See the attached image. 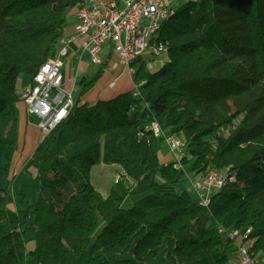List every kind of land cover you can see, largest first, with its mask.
Segmentation results:
<instances>
[{"label": "trees", "instance_id": "16d2710c", "mask_svg": "<svg viewBox=\"0 0 264 264\" xmlns=\"http://www.w3.org/2000/svg\"><path fill=\"white\" fill-rule=\"evenodd\" d=\"M84 5L0 0V264H228L234 230L264 256V0L177 3L159 30L168 58L151 71L137 63V90L77 98L41 137L27 201L10 174L20 92ZM93 81L78 80L79 97ZM154 124L184 142L177 159L161 161ZM100 163L122 169L105 196L90 181ZM213 168L236 181L207 207L176 189Z\"/></svg>", "mask_w": 264, "mask_h": 264}, {"label": "built area", "instance_id": "2783aa9c", "mask_svg": "<svg viewBox=\"0 0 264 264\" xmlns=\"http://www.w3.org/2000/svg\"><path fill=\"white\" fill-rule=\"evenodd\" d=\"M186 1L195 0H90V5L79 7L72 34L59 39L58 56L48 58L37 71L34 84L20 92V100L26 105L29 116L36 118L41 134L54 130L67 118L75 103L72 91L63 85L62 58L68 55L72 35L85 38L83 49L95 64H100L98 55L102 46L109 44L119 64L133 76L137 64H131V57L135 53H149V59L163 63L162 58L168 55L166 41L156 42V33L167 13L177 3ZM143 82L133 81V89L137 90ZM152 132L155 137L163 136L172 159H177L184 142L164 133L158 124L152 126ZM119 177L117 174L115 182ZM228 182H232V173L213 168L191 185L199 204L207 207L211 194ZM231 237L235 243V264H264V256L254 253L252 244L242 241L238 230L232 231Z\"/></svg>", "mask_w": 264, "mask_h": 264}, {"label": "crops", "instance_id": "0c3cea01", "mask_svg": "<svg viewBox=\"0 0 264 264\" xmlns=\"http://www.w3.org/2000/svg\"><path fill=\"white\" fill-rule=\"evenodd\" d=\"M89 1L85 0V5H90ZM77 9L72 8L69 11L67 25L62 30L60 37H67L72 34ZM59 39L53 45L49 58L58 56ZM84 39L81 35H72L68 46V55L62 58L64 63L63 85L72 91L74 100L76 101L77 98H80L81 102L93 103L99 99H110L119 93L133 89L132 76L119 64L116 56L112 52L111 46L109 44L102 46L99 53L100 64H95L91 60L90 54L83 49ZM68 70L70 74H68ZM95 75L98 78L93 81V86L83 96L79 97L78 80L83 77L87 79L94 77L95 79ZM17 107L19 120L17 150L12 160L10 174L15 177L17 172H20V175L22 174L23 177L26 171L34 177L35 169L32 166H27V164L33 157L35 148L43 135L37 126L36 118L29 116L27 113L26 105L18 102ZM161 161H167V157L166 159H161ZM22 180L19 181L20 190L30 200H34L36 198L35 186L30 181H25V178ZM231 264H235V256L232 258Z\"/></svg>", "mask_w": 264, "mask_h": 264}, {"label": "rangeland", "instance_id": "374dc122", "mask_svg": "<svg viewBox=\"0 0 264 264\" xmlns=\"http://www.w3.org/2000/svg\"><path fill=\"white\" fill-rule=\"evenodd\" d=\"M114 54V53H113ZM99 56V55H98ZM168 58V55L167 56H164L162 58V62H165ZM161 64V60H151L149 59L147 62H146V67H147V70L148 71H151V70H154V69H157ZM70 71L68 70V74ZM69 76V75H68ZM98 78L97 75H95V79L96 80ZM20 104H23V101H19ZM159 154H160V158L163 159L167 157V161H170L173 157V154L170 152L166 142L163 140L161 141L160 143V148H159ZM121 168L119 165H116V164H112V165H106V164H103V163H100V164H96L94 165L92 168H91V171H90V181L91 183L94 185V187L102 194V195H107L110 191V189L112 188L114 182H115V179H116V175L117 174H121ZM16 179L18 181H23L22 179L25 178V181H30L34 186H35V189H36V198L38 196V184L37 182L35 181L34 177L32 176V174H30L29 172H24V175L22 177V174L20 175V172H17L16 174ZM21 177V178H20ZM26 184V183H25ZM28 185V184H26ZM176 189L177 190H180V189H189L192 193V197L193 198H196V196L193 194V190H192V187H191V183L189 180L187 181H184L182 183H180L179 185L176 186ZM36 198L34 200H30L29 197H26L27 201L29 203H33ZM137 199V197L133 194H129L127 196V199L126 201L124 202L123 206L126 207V208H129L132 206L133 202ZM230 259H229V262L228 264H231V261H232V258L234 257V252L231 253L229 255Z\"/></svg>", "mask_w": 264, "mask_h": 264}, {"label": "bare ground", "instance_id": "6f19581e", "mask_svg": "<svg viewBox=\"0 0 264 264\" xmlns=\"http://www.w3.org/2000/svg\"><path fill=\"white\" fill-rule=\"evenodd\" d=\"M174 12H175V8L170 10V12L167 13V17H164V21L168 20L174 14ZM164 21H161V25ZM163 41H166V54H168L169 41L160 37L159 33H156V42H163ZM144 59L149 60V53H135L131 57V64H137L138 62H140L141 60H144ZM235 181H236V176L234 174H232V182H235Z\"/></svg>", "mask_w": 264, "mask_h": 264}]
</instances>
